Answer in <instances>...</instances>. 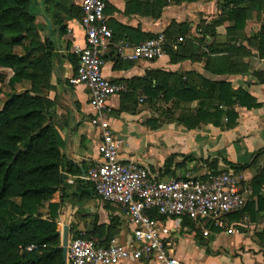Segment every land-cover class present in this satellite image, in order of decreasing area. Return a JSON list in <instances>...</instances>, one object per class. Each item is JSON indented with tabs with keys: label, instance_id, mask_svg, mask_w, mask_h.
<instances>
[{
	"label": "crops",
	"instance_id": "0c3cea01",
	"mask_svg": "<svg viewBox=\"0 0 264 264\" xmlns=\"http://www.w3.org/2000/svg\"><path fill=\"white\" fill-rule=\"evenodd\" d=\"M82 1L33 0L38 39L54 47L48 98L55 103V119L62 126L60 153L67 163L51 203L59 205L57 223L62 231L67 227L68 241L75 234H87L101 245H109L124 242L129 227L123 212L101 202L83 179L98 158L100 137L88 123L93 114L88 91L68 84L78 66L74 49L85 45L80 22ZM104 1L114 38L103 53L102 74L109 81L126 85L125 93L108 101L111 129L122 141L123 162L145 167L161 181L204 178L230 170L241 179L248 201L251 181L264 169V60L258 58L255 47L264 24V0H241L239 4L233 0ZM228 3L230 8L245 12L242 30H232L234 23L223 11ZM157 34L165 38L167 54L163 58H129L134 47ZM18 49L14 51L21 54ZM1 70L12 76L10 70ZM157 73L169 75V86L177 80L195 89H201L204 81L227 82L232 91L248 93L259 107L236 108L238 118L233 128H225L223 119L220 127L202 124L188 131L176 119L183 110H196L198 102L180 104L176 110L173 101L164 102L161 94L147 95L149 84H159L153 77ZM168 159L172 161L166 169ZM261 196L264 199V186ZM231 216L224 217L219 226L189 221L208 228L199 235L193 230L186 232L184 219L167 221L172 230L168 245L174 258L182 264H264V212H256L254 221L250 214L238 219Z\"/></svg>",
	"mask_w": 264,
	"mask_h": 264
},
{
	"label": "trees",
	"instance_id": "16d2710c",
	"mask_svg": "<svg viewBox=\"0 0 264 264\" xmlns=\"http://www.w3.org/2000/svg\"><path fill=\"white\" fill-rule=\"evenodd\" d=\"M233 1L239 4L241 0ZM223 11L234 23L233 31L243 29V10L232 9L228 3ZM34 22L33 0H0V69L12 73L10 92L4 94L0 107V264H70L62 258L59 205L51 203L63 181L61 171L67 165L60 153L64 144L62 126L55 119V103L48 98L54 47L40 43ZM255 42L257 56L264 60V24ZM15 48L22 53L17 54ZM165 51L167 54L166 47ZM153 77L159 84H149L147 95L161 94L164 102L173 101L176 110L180 104L198 102L196 110H183L176 119L188 131L202 124L220 127L223 119L225 128H233L238 118L236 108L259 107L248 93L232 91L227 82L204 81L201 89H195L179 80L169 86L167 74ZM25 83L29 87L17 92L16 87ZM171 161L164 163L166 169ZM250 185L252 196L231 218L250 214L254 221L256 212H264V169L257 171ZM153 218L158 217L154 214ZM187 223L184 219V225ZM79 237L75 234L73 239Z\"/></svg>",
	"mask_w": 264,
	"mask_h": 264
},
{
	"label": "built area",
	"instance_id": "2783aa9c",
	"mask_svg": "<svg viewBox=\"0 0 264 264\" xmlns=\"http://www.w3.org/2000/svg\"><path fill=\"white\" fill-rule=\"evenodd\" d=\"M80 8L85 45L74 49L78 66L68 84L88 91L93 110L88 123L100 137L98 158L83 179L92 185L101 202L123 212L129 234L124 242L112 241L107 246L80 234L79 238L68 241L66 259L70 264H121L124 261L182 264L169 250L172 230L166 222L186 219L219 226L224 217L241 211L246 204L241 179L226 170L204 178L189 176L161 181L145 167L123 162L122 141L111 129L108 101L125 93L126 85L109 81L102 74L103 53L113 37L105 16L106 4L104 0H83ZM165 55L164 35L157 34L134 47L129 58L157 61ZM154 214L158 218H153Z\"/></svg>",
	"mask_w": 264,
	"mask_h": 264
},
{
	"label": "rangeland",
	"instance_id": "374dc122",
	"mask_svg": "<svg viewBox=\"0 0 264 264\" xmlns=\"http://www.w3.org/2000/svg\"><path fill=\"white\" fill-rule=\"evenodd\" d=\"M18 51H20V53H21L20 49H18ZM9 78H10L9 75L6 74L5 72H3L0 69V106H1L2 102L4 101L5 92H9L10 91V88L8 87ZM27 87H28V85H27V83H25V84L21 85L20 87H18L16 89H17V91L18 90L21 91L23 88H27ZM185 226H186V229H187L186 230L187 233H189L190 230H193V231L196 232V234L198 233V235H199V231L202 230L203 228H205L203 226V224H200V223H187ZM181 228H183V227H181ZM181 228H180V233L184 234L185 230H182ZM205 230L208 232V228L207 227L205 228ZM62 233H63V231L60 229V243H61V246H62V240H61L62 239Z\"/></svg>",
	"mask_w": 264,
	"mask_h": 264
},
{
	"label": "water",
	"instance_id": "95a60500",
	"mask_svg": "<svg viewBox=\"0 0 264 264\" xmlns=\"http://www.w3.org/2000/svg\"><path fill=\"white\" fill-rule=\"evenodd\" d=\"M62 258L63 261L66 263V253H67V247H68V229L67 227L63 228V233H62Z\"/></svg>",
	"mask_w": 264,
	"mask_h": 264
}]
</instances>
